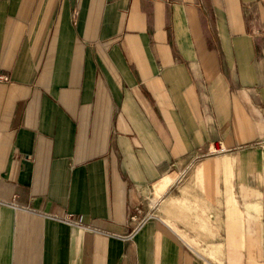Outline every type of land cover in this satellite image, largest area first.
I'll return each mask as SVG.
<instances>
[{
	"label": "crops",
	"instance_id": "obj_1",
	"mask_svg": "<svg viewBox=\"0 0 264 264\" xmlns=\"http://www.w3.org/2000/svg\"><path fill=\"white\" fill-rule=\"evenodd\" d=\"M0 74V264H264V0H0Z\"/></svg>",
	"mask_w": 264,
	"mask_h": 264
},
{
	"label": "built area",
	"instance_id": "obj_2",
	"mask_svg": "<svg viewBox=\"0 0 264 264\" xmlns=\"http://www.w3.org/2000/svg\"><path fill=\"white\" fill-rule=\"evenodd\" d=\"M0 80H7V77L0 74ZM255 143L261 146L262 148H264V139L257 140ZM224 149L225 147L223 145H219L216 148H212L210 152L218 153V152H222ZM151 207H154V205H151ZM151 212L152 211H149L147 213H144L143 215H138L136 213L129 215L128 222L131 224V226H130L128 233L124 234L123 237L127 239H131L135 231L138 228H140L143 225V223H145V221L149 219L150 216H152ZM59 220H62L63 222H66L67 224H70V225H75V224L81 225L79 223V220L74 219L73 216L69 214L63 215L62 217L59 218Z\"/></svg>",
	"mask_w": 264,
	"mask_h": 264
}]
</instances>
